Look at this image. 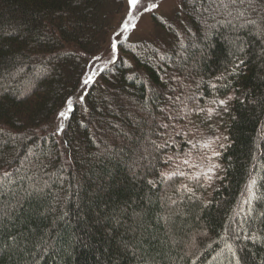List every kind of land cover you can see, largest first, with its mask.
<instances>
[{
    "label": "trees",
    "instance_id": "trees-1",
    "mask_svg": "<svg viewBox=\"0 0 264 264\" xmlns=\"http://www.w3.org/2000/svg\"><path fill=\"white\" fill-rule=\"evenodd\" d=\"M121 9L0 0V264H264V0L153 15L56 134ZM205 133L213 182L181 159Z\"/></svg>",
    "mask_w": 264,
    "mask_h": 264
},
{
    "label": "rangeland",
    "instance_id": "rangeland-1",
    "mask_svg": "<svg viewBox=\"0 0 264 264\" xmlns=\"http://www.w3.org/2000/svg\"><path fill=\"white\" fill-rule=\"evenodd\" d=\"M183 0H141V3L144 5V7H148L150 3L155 2L159 5L156 9L145 12L143 8H139L137 11H133L132 15L125 17L126 11H129L127 7V0H122V9L118 13L115 22H114V28L111 30L110 36L108 37V40L101 51H99L97 54L92 55L89 58V64L88 66H94V69L96 70V76L95 80L97 79L99 73L104 70L109 65L113 64L111 62V56L109 54V38L114 35L115 32H121L122 35L119 37L117 41L118 43H121L123 41H137L142 39H150V38H156V33L158 31L155 28L154 22H153V15L157 14L159 16L164 17L165 19L172 20L175 13L181 8ZM122 17L126 18L129 21V28L127 31H124L123 28L119 27L122 21ZM157 41H159V38L157 36ZM160 42V41H159ZM118 56H120L118 47L117 52L115 54V61L117 60ZM93 57H100L99 60H93ZM114 61V62H115ZM91 84L85 89L84 94V101L83 103H80L76 97L77 94L80 93L79 91L74 95V100H76L75 104L80 103L81 105H85V98L86 94L88 92V89L90 88ZM74 104V105H75ZM62 110V109H61ZM69 117V116H68ZM68 119V118H67ZM67 119L61 120L58 116L56 117L54 123H53V129L56 130L58 125L65 124ZM217 135L213 133H205L201 135H196L191 140L190 146L187 151L183 152L181 155V159L184 161H187V170L191 173H197V174H204L207 176L208 181L213 182L216 178V175L219 172V165L214 159L213 151L216 153V150H214V146L216 143ZM195 144L196 147H192V145ZM200 150L201 152L197 155H195L196 151ZM211 169V171H210ZM256 179H252L250 181L248 186V191L243 199L242 203V209L245 210L257 197L256 195Z\"/></svg>",
    "mask_w": 264,
    "mask_h": 264
},
{
    "label": "snow or ice",
    "instance_id": "snow-or-ice-1",
    "mask_svg": "<svg viewBox=\"0 0 264 264\" xmlns=\"http://www.w3.org/2000/svg\"><path fill=\"white\" fill-rule=\"evenodd\" d=\"M231 4L233 6H236L237 4H243L245 3V0H230ZM212 3H214V0H209V4L211 5ZM143 8V10L145 12H150L154 9H156L157 7H159L158 4H156L155 2L150 3V5L148 7H144V5L141 3V0H127V7L129 9V11H126L125 13V17L132 15L133 11H137L139 10V8ZM217 8L220 7V5L216 6ZM223 7L227 8L228 5H223ZM216 8H206L204 9V11L206 12H211V11H215ZM236 11L238 12V14L240 16H243L244 13L243 12H239V9L236 8ZM229 15H232L231 12L228 13ZM248 23L251 24H255L256 21L251 20L248 21ZM119 27L123 28L124 31H127L129 28V21L126 18L122 17V21L121 24L119 25ZM122 35L121 32H115L114 35L112 37L109 38V54L111 56V62L114 63L115 61V54L117 52V41L119 39V37ZM100 57H93V60H99ZM96 70L94 69V66H86V70L82 71L81 73V79L79 81V86H80V93L77 94L76 99L80 102L83 103L84 101V94H85V89L90 85L93 84L95 82V76H96ZM76 100H74V98L72 96H68L62 104V110L58 111L57 116L61 119H67L68 116L70 115V113L74 110V104H75ZM219 105H225L226 101L225 100H219L218 101ZM165 128L167 127L166 125L164 126ZM64 130V126L63 124L58 125L57 129H56V134H60L62 133ZM188 143H191L190 141H188ZM192 147H196L195 144L192 145ZM213 155H219V153H213ZM169 159H171V157H169ZM185 163H187V161H184ZM211 171V169H210ZM5 176L9 175V173L5 172L4 173ZM238 264V262H237Z\"/></svg>",
    "mask_w": 264,
    "mask_h": 264
}]
</instances>
